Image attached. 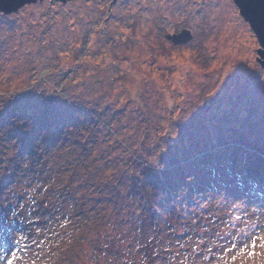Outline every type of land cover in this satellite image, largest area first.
<instances>
[{
	"label": "rangeland",
	"instance_id": "rangeland-1",
	"mask_svg": "<svg viewBox=\"0 0 264 264\" xmlns=\"http://www.w3.org/2000/svg\"><path fill=\"white\" fill-rule=\"evenodd\" d=\"M240 11H0V264H264V49Z\"/></svg>",
	"mask_w": 264,
	"mask_h": 264
},
{
	"label": "water",
	"instance_id": "water-1",
	"mask_svg": "<svg viewBox=\"0 0 264 264\" xmlns=\"http://www.w3.org/2000/svg\"><path fill=\"white\" fill-rule=\"evenodd\" d=\"M35 0H0V11L11 12L26 3ZM241 9L240 14L245 21H248L259 39L260 46L264 49V0H234ZM166 39L174 45L185 44L191 39L188 30H182L179 34L168 35ZM264 57V53H261Z\"/></svg>",
	"mask_w": 264,
	"mask_h": 264
},
{
	"label": "trees",
	"instance_id": "trees-1",
	"mask_svg": "<svg viewBox=\"0 0 264 264\" xmlns=\"http://www.w3.org/2000/svg\"><path fill=\"white\" fill-rule=\"evenodd\" d=\"M64 110H66V108H64ZM264 179V175L258 176V179ZM65 264V263H64Z\"/></svg>",
	"mask_w": 264,
	"mask_h": 264
},
{
	"label": "snow or ice",
	"instance_id": "snow-or-ice-1",
	"mask_svg": "<svg viewBox=\"0 0 264 264\" xmlns=\"http://www.w3.org/2000/svg\"><path fill=\"white\" fill-rule=\"evenodd\" d=\"M9 264H13V261H12V260H10V261H9Z\"/></svg>",
	"mask_w": 264,
	"mask_h": 264
}]
</instances>
